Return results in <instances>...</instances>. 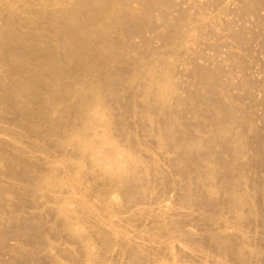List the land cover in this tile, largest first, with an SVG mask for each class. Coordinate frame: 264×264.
I'll use <instances>...</instances> for the list:
<instances>
[{
  "label": "bare ground",
  "instance_id": "bare-ground-1",
  "mask_svg": "<svg viewBox=\"0 0 264 264\" xmlns=\"http://www.w3.org/2000/svg\"><path fill=\"white\" fill-rule=\"evenodd\" d=\"M121 68L130 69V82L121 79ZM127 92L131 99L124 98ZM253 103L264 105V0H0V115H13L6 117L14 122L10 127L0 122V183L16 201L30 196L56 203L62 208L57 214L69 211L66 204L73 206L71 218H81L94 230L91 234L101 236L99 246L93 235L84 234L87 227L83 235L71 233L79 245L85 242L82 252L100 247L90 253L92 264H111L113 250L111 261L123 254L118 259H127L123 264H152L161 256L156 254L168 255L170 244L185 264H249L243 252L259 239L246 235L247 228L260 219L251 197L264 185L242 189L246 163L239 159L246 147L260 142L258 120L264 121V106L256 112ZM138 131L153 143L148 145ZM244 133L255 140L253 146ZM28 142L37 148L29 150ZM260 144L255 155L264 149ZM111 152L119 159L105 157ZM159 161L179 177L172 175V185L167 184L174 196L170 206L164 200L163 205L149 203L152 191L170 181ZM107 162L113 167H104ZM30 164L40 165L44 176L29 177ZM95 179L104 189L120 192L123 205L107 202L103 197L109 195L98 191L102 186L92 185L98 188L94 195L84 181ZM1 208V236L9 232L15 240L39 241V222L13 217L18 209L7 215ZM130 220L133 228L134 220L147 225L140 232L135 228L141 236L127 235L134 232L126 226ZM188 221L209 228L196 236L180 226ZM224 227L234 229L224 233ZM165 233L177 239L167 241L168 247ZM89 240L94 242L90 248ZM17 248L8 251L16 259L22 254ZM180 260L177 264L184 263Z\"/></svg>",
  "mask_w": 264,
  "mask_h": 264
},
{
  "label": "rangeland",
  "instance_id": "rangeland-1",
  "mask_svg": "<svg viewBox=\"0 0 264 264\" xmlns=\"http://www.w3.org/2000/svg\"><path fill=\"white\" fill-rule=\"evenodd\" d=\"M133 7L134 8H137V5L135 4V3H133ZM152 40V39H151ZM155 39H153V44L151 45L150 43V45L153 47V46H156L157 44H156V41L157 40H155ZM147 42H149V41H145L144 43L146 44ZM151 43H152V41H150ZM155 42V43H154ZM158 42V41H157ZM149 44H146V45H149ZM159 45H161V48H163L164 47V49L165 48H167L165 45H163V44H160L159 43ZM163 45V46H162ZM167 46H169V45H167ZM157 47H159V46H157ZM157 47H153V48H155L154 50L155 51H158L157 49ZM231 49H230V48ZM229 51L231 50V52L232 53H237V50L235 51L234 49V47L233 46H230L229 45ZM160 50V49H159ZM234 52H233V51ZM226 52L227 51V48L226 49H223V52ZM228 51V52H229ZM220 52H222V51H220ZM222 54V53H221ZM225 54V53H224ZM223 54V55H224ZM175 56H176V53H174L173 54V56H172V54H171V58L173 57V58H175ZM169 57V56H168ZM177 57L179 58V54H177ZM176 59V58H175ZM172 60V59H171ZM120 74H121V79L122 80H125V81H127V82H130V80H131V71H130V69H125V71H124V69H120ZM253 89H255L254 91H256V88L254 87ZM252 89V90H253ZM124 98H126V99H131L132 98V94L131 93H129V92H127V93H125L124 94ZM137 99L139 100L140 99V97H137ZM253 105L254 106H252L251 108L253 109V110H255L256 112H258V110L261 108V109H263L262 107L264 106V105H259V103H253ZM256 105V106H255ZM260 106V107H259ZM255 108V109H254ZM258 108V109H257ZM2 115V120L3 121H0V122H4V123H2L5 127L6 126H8V127H10V125L12 126V124H11V122L12 123H14L13 121H11V120H9L10 118L11 119H13V115H9L8 113H6V114H1ZM0 115V116H1ZM6 115H9V116H12V117H6ZM4 116V117H3ZM6 117V118H5ZM5 119V120H4ZM259 118H257V120H258ZM8 120V121H7ZM259 121H261V123H262V125H263V123H264V121H263V119L262 120H258V123H260ZM261 123L259 124L260 126H261V128L260 129H262V130H260L261 131V133H260V135L258 136V142L259 143H256V142H253V141H255V140H251V142H250V138H249V140H246V139H248L247 138V134L246 133H244L243 134V136H244V138H245V140L247 141V142H250V144L249 145H251L252 144V142H253V145L255 144V146H253V145H251V146H253V147H251V146H249V147H251L250 149H254L251 153H250V149L248 148V147H246L245 149L247 150V151H245V153H246V155H244L245 157L243 158H241V159H239V161L241 160V161H243V159H244V161H243V163H246L245 164V170L242 172L244 175H243V177H242V180L244 179V181H243V183H244V187H242V189L244 190V189H246V191H254L255 189L256 190H258L259 188H260V186H262L263 184H264V149L262 148V151H259L260 152V154H259V152L257 153V155H255V148H256V146H257V144H262L263 146L262 147H264V125H263V127H262V125H261ZM1 124V123H0ZM15 125V124H14ZM15 127V126H14ZM14 127H12V128H14ZM259 131V132H260ZM138 132H140V133H137V134H140L139 136H141V138L143 137V135L141 134V131H138ZM263 136V137H262ZM98 137V136H97ZM99 138V137H98ZM144 139H145V141L147 142V141H149V140H151V142L153 143V140L151 139V138H149V140H148V137L146 138L145 136L143 137ZM243 139V138H242ZM244 140V141H245ZM263 140V141H262ZM45 142V141H44ZM152 143H150V142H147V144L148 145H151ZM33 144V143H32ZM32 144H30V142H28V144H26L25 143V145L26 146H29L28 147V149L31 147V146H33ZM260 144V145H261ZM118 145H116V147H117ZM248 146V145H247ZM259 146V145H258ZM115 145H113L112 146V149L111 150H113V152L116 150L115 148ZM255 147V148H254ZM34 148V147H33ZM37 147H35V149H36ZM35 149H32V147L29 149V150H35ZM99 149V148H98ZM97 149V150H98ZM117 149H118V147H117ZM249 149V150H248ZM118 151H120V148L118 149V150H116V154L115 153H110V156L109 157H107L109 154H107L105 157L106 158H112L113 156H111V154L112 155H114L115 154V156H117V157H119V155H120V157L119 158H123L122 157V155H121V151H120V153H118ZM254 152V153H253ZM54 153H56V154H54V156L55 157H60V155H59V152L58 151H54ZM147 153V152H146ZM149 154L151 153V156H154V157H156V154H154L152 151H149L148 152ZM147 153V154H148ZM248 153V154H247ZM58 154V155H57ZM148 154V156H150ZM250 154H254L252 157L253 158H249L248 159V157L250 156ZM262 154V155H261ZM100 156H102L103 157V155L101 154ZM150 156V157H151ZM102 157H100V158H102ZM104 157V158H105ZM117 157H113L114 159H116ZM255 157V158H254ZM106 158L105 159H103V160H106ZM119 158H117V159H119ZM261 158V159H260ZM120 159V160H121ZM251 159V160H250ZM263 161V164L262 165H259V163H258V161ZM247 160V161H246ZM106 161H108L109 163L111 162V161H109V160H106ZM240 161V162H241ZM103 162V161H102ZM105 162V161H104ZM104 163L105 164V166H104V164H103V166L104 167H106L107 165H109V166H107V167H113L112 165L113 164H109V163ZM248 162V163H247ZM242 163V162H241ZM159 164H160V167H161V169L163 170V171H165V172H168V171H166V169H168L169 170V172H168V174L170 175V177H169V182H167L166 184H164V186L165 187H159L160 189H163V190H161L162 192H166V193H162L161 191H159V190H156V192H154L155 190H153L152 192H153V197H152V192H150V194H149V196H151L152 198H151V200H150V205H152L151 204V202H153V201H155V203H153V205H157V204H159V203H161L162 205H163V202L164 201H167L166 203L168 204H166L167 206H170V203L171 202H173L172 200L174 199V196L172 195L173 194V192L171 191V186L170 185H172V184H170L172 181H174V180H178V175H176L172 170H171V168H169V166L167 165V163L166 162H164V161H159ZM32 164H30L29 165V167L27 166V168L29 169L30 167H32L31 168V171H33V172H30V173H28V175H29V177H32V178H34V175H35V177H38V176H40V177H42V176H44V169L43 168H41V166L40 165H36V166H34V165H32ZM85 165V164H84ZM38 167V168H37ZM82 168L83 167H86V166H81ZM23 168H25V167H23ZM41 168V169H40ZM2 168H0V170H1ZM26 169V168H25ZM27 169V170H28ZM83 169H85V168H83ZM4 170V169H3ZM27 170H25V171H27ZM34 171H36V172H34ZM41 171V172H40ZM170 172H173L172 174H170ZM26 174H27V172H25ZM33 173V174H32ZM32 174V175H31ZM36 174H38V175H36ZM257 174V175H256ZM173 175V179H170V178H172L171 176ZM259 175V176H258ZM262 176V177H261ZM259 179H260V181H261V179H262V181H263V183L262 184H260L261 182L259 181ZM47 180H49V179H47ZM47 180H45V182L46 183H48V181ZM258 180V181H257ZM89 180H86V181H84V183L86 182H88ZM80 182H83V179L80 181ZM90 182V184L88 183V184H86L85 183V185H87L89 188L90 187H92L91 189V192H93L94 191V195H96L95 193L96 192H98V191H102L103 193H105V194H108L109 196L107 197H103L104 199H106L107 200V198H108V200H111V201H108L107 200V202H114L115 204L117 203V204H119V205H123L122 203H124L125 202V200H124V198H123V196H122V194H118V193H120V192H118V191H114V190H112L111 188H103V186L101 187V186H99L101 183L99 182V181H97V179H95V181H93L92 180V182H94V183H96V184H93L91 181H89ZM99 182V183H98ZM83 183V184H84ZM92 183V184H91ZM99 185H98V184ZM2 184L4 185V183H0V188L2 187L3 189H1V190H5V186H2ZM50 184V183H49ZM55 184V183H54ZM82 184V183H81ZM167 184H170V185H168L167 186ZM47 186H48V184H46ZM52 185V183L49 185V187ZM96 186V187H101V188H99V190H98V188L96 189L95 188V190H94V187L93 186ZM257 185H259V186H257ZM54 185H52L51 186V188L53 187ZM251 186H253L252 188H251ZM48 187V188H49ZM168 187V188H167ZM170 187V188H169ZM263 188L261 189V190H263L264 191V185L262 186ZM250 188H251V190H250ZM258 188V189H257ZM54 189V188H53ZM106 189L110 192V190L109 189H111V193H106ZM167 189V190H166ZM170 189V190H169ZM254 189V190H253ZM44 190V189H43ZM42 190V191H43ZM45 190H47V189H45ZM96 190H98V191H96ZM260 190V192L258 191V192H256L254 195H253V197H251V203L253 204V206L256 208V209H254L255 210V212H257L258 214H259V218L260 219H258V220H252L251 221V224L249 225V222H248V224L247 225H249L248 226V231L250 230V232H247V231H245L244 229L246 228V225H245V228L243 229V233L244 234H246V232H247V234L246 235H250L251 233H253V234H251V235H255L254 237H256L257 239H259L260 240V238H261V242L259 241V240H257V241H255V243H254V241H253V243L252 242H250L251 244L250 245H248V246H246L245 247V251L243 252L244 253V255H245V259L244 260H246L245 261V263L246 262H249V264H264V194H263V191H261ZM112 191L113 192H115V193H112ZM157 191H159V192H161L162 194H160L159 192H157ZM245 191V190H244ZM4 192H6V193H4V195L3 196H7V197H4V198H6L8 201H11V205L8 203V201H5L4 203H2V202H0V204H4L3 206H2V208H1V206H0V208L2 209V211L4 212L5 211V213L7 214V213H9V212H11V211H9L8 212V210L10 209V210H12V211H14L15 209L17 210L18 209V211L16 212V213H18L17 215H12L13 217H15L16 216V218H18V219H26L27 220V222L28 221H31L32 223H36V222H39L40 224L38 225V226H36V227H39V226H41V227H39V228H37V231H39V232H36L35 234H37L36 236L37 237H39L40 236V238H39V241L35 244V243H29V241L28 240H26V238L24 237H17L16 239H18V240H15V239H12V235H11V233L9 234V232H8V234H7V236L6 237H3V236H1V234H0V263H2V264H5V263H7V264H11V261L13 262V260L16 262V263H12V264H76L75 262H77V264L79 263V262H81L82 261V259L84 258V262H86V258L88 259V262H86V264H92V263H90V261H89V259L90 260H92L93 261V257H91L90 255L92 254V253H94L96 250H98V248H100V247H96V249H95V247H91V249H88V248H86L87 249V251H86V249L84 250V252H82V249H83V245L85 246V244H83V243H85V242H81L82 244H78L74 239H73V236H71V233L72 232H76V233H78V232H81L82 233V235H83V233L85 234V235H87L88 233H89V235H90V237L92 236V238L94 239L93 241L94 242H96L97 240H99L98 238L100 237L101 238V236H100V234H98L97 236L95 235V232H94V234H91V233H93V231L94 230H88V229H90L91 227L88 225L87 226V224H85L84 222H83V220L81 219V218H76V217H74V220L71 218V217H73V215L75 214V211L73 212V210H71V208L73 207V206H69V204H66V208L70 211H67V212H65L66 211V209H65V207H63L65 210L62 212V211H60L61 212V214H59V216H58V214H57V209H62V208H60L58 205H55V207L53 206L54 204H56V203H53V202H46L44 199H43V201H45L46 203H44L43 201H42V199H40L39 197H30L29 196V198H30V200H29V198H28V196H26V198H24V201L21 199V201H16V200H14L13 198H14V196H13V194L12 193H10V192H8V191H4ZM118 192V193H117ZM258 193H262V197H261V194H258ZM105 194H104V196H105ZM155 194H159V196H161V197H159V196H157V195H155ZM164 195H165V197H164ZM167 195V196H166ZM9 197V198H8ZM110 197V198H109ZM112 197V198H111ZM155 197H157V198H155ZM11 198V199H10ZM38 198V199H37ZM121 198H123V199H121ZM165 198V199H164ZM170 198H172V199H170ZM25 199H27V200H25ZM114 199L116 200V201H114ZM152 199H155V200H152ZM160 199V200H159ZM168 199V200H167ZM16 201V202H14V201ZM37 200V201H36ZM42 202H41V201ZM106 200H104L105 202H106ZM157 200V201H156ZM158 200L160 201V202H158ZM164 200V201H163ZM171 200V201H170ZM27 201V202H26ZM33 201V202H32ZM123 201V202H122ZM21 202H25V203H21ZM29 202H31V203H29ZM156 202H158V203H156ZM170 202V203H169ZM40 203V204H39ZM9 204V205H8ZM16 204H18V206H16ZM24 204V205H23ZM165 204V203H164ZM172 204V203H171ZM5 205H6V207H5ZM14 205V206H13ZM23 205V206H22ZM48 207H47V206ZM50 205V206H49ZM51 205L54 207H52L53 209H51ZM41 206V207H40ZM45 206V207H44ZM47 207V208H46ZM70 207V208H69ZM14 209V210H13ZM72 209H74V207L72 208ZM163 209H165V208H163ZM166 209H167V211L169 210V209H171V208H169V207H166ZM166 209L165 210H163V211H165V213L163 212V211H160L159 212V215L160 216H163L164 214V216H166L167 215V211H166ZM75 210V209H74ZM47 211V212H46ZM15 212V211H14ZM71 212H73V213H71ZM4 213V214H5ZM31 213V214H30ZM68 215V216H70V219H68L67 217L68 216H63V217H61V218H59L60 217V215ZM70 213V214H69ZM171 212H169L168 211V214H170ZM14 214V213H13ZM42 214V215H41ZM224 214L225 215H229V214H231L230 212H227V210H225L224 211ZM7 215H10V214H7ZM171 215V214H170ZM168 216V215H167ZM173 216V215H172ZM26 217V218H25ZM30 218H32V219H30ZM64 218V219H63ZM173 218H176V217H173ZM63 219V221H61ZM71 219H72V221H71ZM69 220V221H68ZM173 220V219H172ZM65 221L66 222H70V223H65ZM132 221L133 220H130L129 221V226H128V224H126V226H127V228H129L130 227V225H131V223H132ZM30 222V223H31ZM84 224H83V223ZM139 222V221H138ZM137 222V223H138ZM192 222V221H191ZM191 222L189 223V221L188 222H186V223H180L181 225L180 226H182L183 225V228H184V230L185 231H188V232H190V233H192V232H195V233H192V234H194V235H198V233H200V234H202V233H204L203 231H205V233H206V228L207 227H197L196 225H192V224H194V223H192L191 224ZM253 222V223H252ZM82 224V225H85V226H83L82 227V225L80 226V225H76V224ZM136 223V220H134V222H133V225L135 224V228H137V230H138V228L139 229H145L146 227H147V225H145V227H143L142 228V225H139V224H137ZM154 223V222H153ZM174 223H177V221L175 222L174 221ZM10 224V223H9ZM37 224V223H36ZM35 224V225H36ZM64 226H63V225ZM146 224H150V222L148 223V222H146ZM75 225H76V227H75ZM137 225H139V226H137ZM150 225H152V224H150ZM77 226H80L79 228L77 227ZM149 226V225H148ZM195 226V227H194ZM8 227V226H7ZM87 227V228H86ZM132 227V229H134V232L133 233H131L130 232V234L128 233L127 235L129 236H132V237H137L136 235H139V236H141L142 234L141 233H139L141 230H135V228H133V226H131ZM130 227V228H131ZM75 228H78V229H80V231L78 230L77 231V229L75 230ZM83 228H86L87 230H85L84 231V229ZM209 228V227H208ZM207 228V229H208ZM229 228V229H228ZM92 229V228H91ZM233 227H232V229L230 228V227H224V229L221 231V232H230L231 233V231H233ZM66 230V231H65ZM81 230H83V231H81ZM90 231H92L91 233H90ZM139 233H137V232ZM245 231V232H244ZM202 232V233H201ZM67 233V234H66ZM80 233V234H81ZM97 233V232H96ZM208 233V232H207ZM134 234V235H133ZM141 234V235H140ZM185 234V232H183V235ZM199 234V235H200ZM11 235V236H10ZM88 235V236H89ZM165 235H167V233H165ZM172 235V234H171ZM171 235H167V237L169 238V236H171ZM196 235V236H197ZM198 235V236H199ZM8 236H10V237H8ZM99 236V237H98ZM138 236V237H139ZM173 236V235H172ZM164 237V238H163ZM166 238V236H164L163 234L161 235V239H165ZM174 238V237H173ZM72 239V240H71ZM97 239V240H96ZM74 240V241H73ZM101 240V239H100ZM172 240V241H171ZM176 240L177 239H172V237H170L168 240H166L165 239V241L167 242V241H169V243H175L176 242ZM83 241H85V240H83ZM88 241V240H87ZM92 240H89V242H90V244L89 243H86V245H87V247H89L90 248V246L94 243ZM171 241V242H170ZM174 241V242H173ZM92 242V243H91ZM101 242V241H100ZM258 242V243H257ZM260 242V243H259ZM168 243V242H167ZM169 243H168V245H167V247L168 246H170L171 245V247H168V250L167 251H165V252H167L168 253V255L167 256H165V258H163L164 256H162L163 255V253L164 252H162V253H158V254H156V255H159V254H161V256H157L158 258H156L155 260H154V258L153 259H151L150 261H152V260H154V261H152V264H154L153 262H155V264H158L159 263V259H160V261H162V262H160L161 264H163L164 262H166V259L168 260L167 262H170L171 264H175V262L174 261H176L177 259H175V257L177 258V257H179L178 258V260H180V259H182V261L180 260L179 262H184V260L183 259H185V258H183L182 257V255L181 254H179L178 253V251L176 252L175 251V246H174V248H173V245L172 244H170L169 245ZM205 243V242H204ZM17 244V245H16ZM89 244V245H88ZM95 245H99L100 246V244H102V243H99V241H97L96 243H94ZM206 244V243H205ZM17 247H20V248H17ZM82 246V247H76V246ZM94 245V246H95ZM205 247H207V244L206 245H204ZM13 247H14V249L15 248H17V250L18 249H20L19 250V252L20 253H22L21 255H20V258L18 257L17 259L11 254V252L9 253L8 251L10 250V251H14L13 250ZM86 247V246H85ZM208 247H209V244H208ZM207 247V248H208ZM248 247V248H247ZM67 250H66V249ZM77 248V249H76ZM92 248H94V249H92ZM169 248H170V252H168L169 251ZM206 248V249H207ZM12 249V250H11ZM172 249H174L173 251H175V252H173L172 251ZM48 250V251H47ZM110 250H113L112 248H110ZM207 250H210L209 248L207 249ZM68 251V252H67ZM69 251L70 252H72L71 254L69 253ZM92 251H94V252H92ZM113 251H115V250H113ZM113 251H109V253L110 254H108V258H109V260H110V262H111V264H123V263H125L126 261H127V259H125L122 263L121 262H119V261H121V260H123L124 258L122 257V255L123 254H119V255H121V258H117V257H120L119 255L117 256V254L116 253H114V254H116L115 255V257H114V255L112 256V257H114L115 258V260H114V258H112V261H111V259H110V257L111 256H109V255H111V253L113 252ZM172 251V252H171ZM49 252V253H48ZM85 252H87L88 254H89V256L91 257H89V256H87L86 257V255H87V253L86 254H84ZM116 252V251H115ZM8 253H9V255L11 256V257H14V259L12 260V258H9L8 256ZM65 253H67V254H65ZM91 253V254H90ZM169 253L171 254V253H173L172 255H169ZM176 253V254H175ZM178 253V254H177ZM75 256H74V255ZM81 254H83V255H85V257L82 255V256H80ZM46 255H47V257H46ZM49 255V256H48ZM72 255L74 256V257H72ZM125 255V254H124ZM155 254H152V257H154V256H156ZM178 255V256H177ZM181 256V258H180V256ZM82 258L80 261H77L78 260V258H80V257ZM117 256V257H116ZM71 257V258H70ZM125 258H127V256L125 255L124 256ZM151 257V256H150ZM167 257V258H166ZM169 257H171V258H169ZM169 258V259H168ZM118 259H119V261H118ZM162 259V260H161ZM165 261H164V260ZM173 259V260H172ZM75 260V261H74ZM170 260V261H169ZM178 260L176 261V264H177V262H178ZM187 260V259H186ZM10 261V262H9ZM114 261H118V262H114ZM84 262H83V264H84ZM166 262V263H167ZM173 262V263H172ZM82 263V262H81ZM148 263H151V262H148ZM165 263V264H166ZM170 263H167V264H170ZM186 263H189V261L187 260L186 261ZM235 264L237 263V262H234ZM80 264V263H79ZM93 264H95V263H93ZM104 264H110L109 263V261H108V263H104ZM183 264H185V262L183 263ZM194 264H197V263H194ZM200 264V263H199ZM203 264V263H202Z\"/></svg>",
  "mask_w": 264,
  "mask_h": 264
}]
</instances>
